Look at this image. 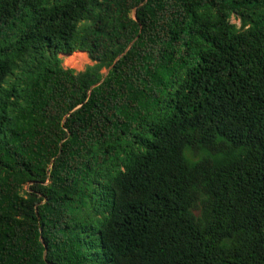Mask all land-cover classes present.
Wrapping results in <instances>:
<instances>
[{
	"label": "trees",
	"instance_id": "16d2710c",
	"mask_svg": "<svg viewBox=\"0 0 264 264\" xmlns=\"http://www.w3.org/2000/svg\"><path fill=\"white\" fill-rule=\"evenodd\" d=\"M0 264H264V0H0Z\"/></svg>",
	"mask_w": 264,
	"mask_h": 264
},
{
	"label": "rangeland",
	"instance_id": "374dc122",
	"mask_svg": "<svg viewBox=\"0 0 264 264\" xmlns=\"http://www.w3.org/2000/svg\"><path fill=\"white\" fill-rule=\"evenodd\" d=\"M71 57L69 58L70 62H76L75 64H66V59L68 58L65 56H62V66L64 68H69V69H73L76 72H81L84 70V68L88 65H91L92 63L89 61L87 55L85 53H74L72 55H70Z\"/></svg>",
	"mask_w": 264,
	"mask_h": 264
}]
</instances>
